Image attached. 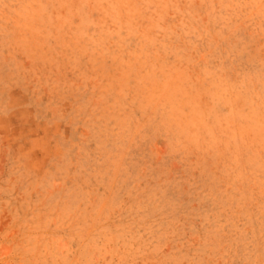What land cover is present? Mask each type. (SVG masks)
<instances>
[{
    "label": "clouds",
    "instance_id": "obj_1",
    "mask_svg": "<svg viewBox=\"0 0 264 264\" xmlns=\"http://www.w3.org/2000/svg\"><path fill=\"white\" fill-rule=\"evenodd\" d=\"M33 122L94 165L9 144L0 264H264V0H0V131Z\"/></svg>",
    "mask_w": 264,
    "mask_h": 264
},
{
    "label": "rangeland",
    "instance_id": "obj_2",
    "mask_svg": "<svg viewBox=\"0 0 264 264\" xmlns=\"http://www.w3.org/2000/svg\"><path fill=\"white\" fill-rule=\"evenodd\" d=\"M19 91L14 93V95H19ZM13 124H16L13 121ZM25 139L22 142L13 143L9 137L18 136L20 134V127L16 126L12 133L7 130L0 131V137H3L2 143H0V170H4L5 179H7V170L5 168L8 165V148L11 144L13 154H15L20 149V143L24 144L25 148L31 147L30 141L36 140L37 138H47L50 142L49 147H38L36 151L32 153V159L34 162H38L41 168H52L55 171L58 167L70 168L72 171H76L78 167H83L91 170L94 165V161L88 159L86 153L95 148L94 144L91 145H81L78 138L74 137L73 128L60 124L58 127L47 128L44 126H37L36 123H32L30 127L24 129ZM58 141H64L63 147L67 152V156L64 160L54 159L55 153L52 151V146ZM83 148V152L81 151ZM0 223V231L9 223L8 219H3ZM242 250V249H241Z\"/></svg>",
    "mask_w": 264,
    "mask_h": 264
}]
</instances>
